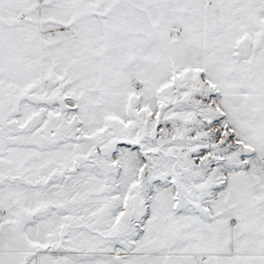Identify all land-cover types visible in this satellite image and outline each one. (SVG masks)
Listing matches in <instances>:
<instances>
[{
  "label": "snow or ice",
  "instance_id": "1",
  "mask_svg": "<svg viewBox=\"0 0 264 264\" xmlns=\"http://www.w3.org/2000/svg\"><path fill=\"white\" fill-rule=\"evenodd\" d=\"M0 264H264V0H0Z\"/></svg>",
  "mask_w": 264,
  "mask_h": 264
}]
</instances>
